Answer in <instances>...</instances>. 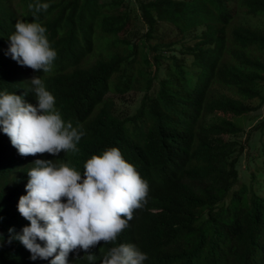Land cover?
<instances>
[{"label":"trees","instance_id":"16d2710c","mask_svg":"<svg viewBox=\"0 0 264 264\" xmlns=\"http://www.w3.org/2000/svg\"><path fill=\"white\" fill-rule=\"evenodd\" d=\"M37 3L49 7L29 9ZM17 22L45 27L49 72L7 54ZM263 57L264 0H0V96L35 106L27 89L39 76L65 124L85 133L76 153L25 157L0 125V264L52 259L32 260L12 238L30 225L18 202L34 162L82 181L87 160L113 147L148 184L147 203L114 242L89 249L93 262L74 250L68 264H102L121 244L147 254L143 264H264V116L240 140L264 111ZM128 93L139 100L122 111L112 96Z\"/></svg>","mask_w":264,"mask_h":264},{"label":"clouds","instance_id":"9594fccd","mask_svg":"<svg viewBox=\"0 0 264 264\" xmlns=\"http://www.w3.org/2000/svg\"><path fill=\"white\" fill-rule=\"evenodd\" d=\"M48 7L47 3L29 5L35 12ZM15 29L7 54L21 66L49 72L57 53L50 48L45 27L17 22ZM29 82L27 91L34 93L35 106L14 93L0 96V125L12 146L25 157L78 152L76 145L85 135L82 126L65 124L54 107V96L39 76ZM34 165L28 171L27 194L18 202V212L30 225L12 237L31 253L32 260L52 257L50 264H68L69 253L78 250L77 255L85 252L86 259L93 262L96 257L89 249L100 241L114 242L133 218V211L147 203L148 184L125 162L118 148L88 159L82 181L81 174L67 165L40 159ZM147 258L135 245L121 244L110 249L102 264H143Z\"/></svg>","mask_w":264,"mask_h":264},{"label":"rangeland","instance_id":"374dc122","mask_svg":"<svg viewBox=\"0 0 264 264\" xmlns=\"http://www.w3.org/2000/svg\"><path fill=\"white\" fill-rule=\"evenodd\" d=\"M100 1L101 2H107L108 0H100ZM263 59H264V57H263ZM112 98L114 99L115 104H117V107L120 108V110L130 111L138 103L139 93H136V94L128 93L119 99L116 98L115 96H112ZM253 103H255V102H253ZM263 108H264V106H263ZM263 113H264V111L261 112L260 116L255 117V118L252 116H249V119H247L243 122L242 128L244 129V132H243V136L240 138L241 141H243L245 139V136H246L248 130H250L256 124V122L264 116ZM244 161H245V159L242 162L241 171L244 170V168H245V166H244L245 162ZM250 171H252V170L249 169V172ZM240 175L242 177V181H244L245 183L249 182L247 175H245L242 172L240 173Z\"/></svg>","mask_w":264,"mask_h":264}]
</instances>
